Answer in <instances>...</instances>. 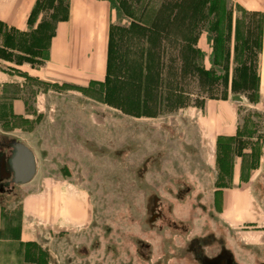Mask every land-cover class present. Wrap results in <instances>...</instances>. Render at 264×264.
<instances>
[{"label": "rangeland", "instance_id": "rangeland-1", "mask_svg": "<svg viewBox=\"0 0 264 264\" xmlns=\"http://www.w3.org/2000/svg\"><path fill=\"white\" fill-rule=\"evenodd\" d=\"M230 1L218 0L216 16L201 19L197 28L202 30L196 43L201 56L194 55L192 61L211 75L207 78L192 70L176 80L168 73L161 80L157 75L156 88L142 101L149 116L141 110V102L120 100L124 91L119 88L130 85L124 79L112 86L114 92L109 85H60L30 76L17 78L23 86L0 82V140L10 134V140L27 145L39 162L33 182L17 193L0 196V264H201L205 242L210 248L208 258L202 254L204 264H221L230 259L229 245L247 249L221 220L227 203L219 202L234 188V166L242 163L243 153H254L246 158L249 169L260 165L264 153V59L258 48L251 56L250 46L255 40L260 47L264 30L261 13L242 6L232 9L230 20L227 11L231 2L235 5ZM56 5L64 14L67 0ZM42 20L49 30H27L24 38H13L21 44L40 39L33 56L2 49L0 56L11 58L9 63L17 67L42 69L54 25L42 14L35 24ZM113 23L120 25L115 11ZM203 23L217 24L207 33ZM120 35L121 57L133 55L127 52L125 32ZM6 67L1 65L0 70ZM140 79L139 87H147ZM11 97L24 100L26 118L11 114ZM214 100H228L240 120L239 138L220 141L216 165L205 153L198 124L206 104ZM241 177L244 183L245 171ZM45 179L57 186L43 188ZM262 183L256 191L264 196ZM29 194L64 197L56 207L64 219H69L66 208L71 200H77L80 208L73 219L80 217L79 222L69 219L66 225L57 219L52 227L39 226L35 242L21 243L23 202ZM45 215L49 214L38 218L41 223H49ZM241 231L250 229L245 226Z\"/></svg>", "mask_w": 264, "mask_h": 264}, {"label": "crops", "instance_id": "crops-1", "mask_svg": "<svg viewBox=\"0 0 264 264\" xmlns=\"http://www.w3.org/2000/svg\"><path fill=\"white\" fill-rule=\"evenodd\" d=\"M232 1L250 12L261 13L264 17V0ZM36 2L37 0H0V24H3L9 30L27 32L28 21ZM68 13V19L59 22L56 26L48 59L43 68L34 70L30 65L17 67V65L0 58V66H7L6 71L0 70L1 83L4 80L6 84L18 83L23 86L24 82L18 81L17 78L30 76L45 83L74 84L87 87L90 83L105 80L109 32L113 20L111 3L108 0H68ZM262 56L264 59V50ZM261 79V88L264 92V62ZM10 110L11 114L17 118L27 117L26 105L21 97L10 98ZM205 110L204 114L201 112V119L198 121L201 127V141L206 155L214 158L216 165L219 140L235 138L240 128V120L236 107L229 104L228 100L222 102L210 101L206 104ZM251 153L249 150L245 151L247 155ZM36 165L39 171L37 156ZM234 168L235 185L232 190L226 191L229 195L224 196L223 194L220 198V205L227 203V210L223 206L222 211H224V214H221L220 218L229 225V230L233 231L236 237L242 238L244 243L241 244L247 249L244 250L239 246L235 248L229 245L231 247L229 248L230 252L226 256H229L230 264H264V196L256 191L259 189V184L264 182V153L260 165L257 164L254 168L246 169L244 183L241 177L243 174L242 163L235 165ZM197 181L201 182L200 179ZM55 184L51 180L45 179L42 187L47 188L52 185L56 187ZM41 196V194H29L23 202L25 223L22 225L19 234L21 243L35 242L39 235V226L52 227L55 220L62 218L61 213H57L56 207L58 201L64 197L59 198L57 195L52 196V194L46 198ZM71 202L66 208L67 218L69 219H73L80 208L77 200L73 199ZM40 205L42 206L40 207ZM42 213L49 214L44 216L49 217V223H46V221L40 222L38 218H41ZM78 218L72 221L62 219L67 225L69 221L79 222ZM2 221L0 208V241L3 240L1 239L3 233ZM245 226L250 231H241ZM215 237L217 239L223 238ZM229 237L231 238V236ZM228 240L229 238L225 239V241ZM237 241L238 238L236 243ZM207 244L205 242L202 247L203 251L201 250V264H204L202 261L205 256V254L202 255L204 252L207 255L205 258H208L210 245Z\"/></svg>", "mask_w": 264, "mask_h": 264}, {"label": "trees", "instance_id": "trees-1", "mask_svg": "<svg viewBox=\"0 0 264 264\" xmlns=\"http://www.w3.org/2000/svg\"><path fill=\"white\" fill-rule=\"evenodd\" d=\"M108 1L111 3L112 11H115L117 13L120 25L113 23V20L111 22L107 57V74L105 77V82H93L94 84L101 87L109 85L110 92H114L117 90L115 89L116 87L113 89L112 86L121 83L123 81L122 79H124L125 84L129 83L130 85L127 89H124L123 87L119 88V91H122V93L124 91V95L122 97L119 96L120 100L124 99L125 102L130 104L134 102H141L142 104V101H144L145 98L149 95V91H152V87H154L153 85H156L154 79L157 75H159V80H161L162 75L166 73H168L170 76H173L172 79L174 80L180 79L182 75L184 76V74L189 73L191 70L197 73H201V75L207 78L211 75L210 71H206V68L203 65H196V63L193 62L192 59L194 55H196V57L201 56V51L196 47L197 40L202 34V30L197 31V28L199 27V25H201L200 20L205 17L207 19V17L210 15L216 16V3L218 0ZM48 4L50 6L48 9L49 12L46 13V6ZM56 4H58V0H37L28 21V30H31L33 32H43L46 29L49 30L47 26L48 23H46L45 20H42L40 23L35 24L36 18L41 14L43 17L45 15L48 16V18H51L54 22L52 30L50 31V34L48 36L46 56L44 57V61L48 59L51 40L55 35L57 24L59 22L66 21L69 17L68 0L64 14L61 13L60 8ZM231 5L233 8L231 7ZM231 5L230 10L227 11L230 20L233 18V10L236 7H239L240 9L239 5L235 4V6L234 4H232V2ZM251 13L258 14V12ZM125 20H127L126 25H124L123 23V21ZM216 24L217 23H203L205 29L207 30V33L215 28ZM236 24L238 25V22ZM262 24L264 30V17ZM123 31L125 32V36H127L125 37V39L126 41H128L127 43H125L126 47H128L127 52L133 53V55L131 54V56H126V58L121 57L120 53V33H123ZM27 34L29 33L9 30L4 27L3 24H0V50L2 49L4 51L9 50L22 52L23 54H25V56H33L37 48L36 46L41 42L39 41L40 39H38V41H35L33 44H31V42L30 44H21L18 43L19 40H13L15 36L24 38ZM139 37L141 38V40H139ZM263 38L264 37L262 36L260 47L257 41H251V56L252 54L253 56L256 54H254V50L257 48L260 49L261 54L263 53ZM168 51H170V59L168 60L170 62L169 65H167V59L165 60ZM0 58L5 61L11 62L9 60L11 58L2 56H0ZM137 75L141 77V79L144 81L141 82L143 84H146L147 87H139L137 79L140 78L136 77ZM202 82L203 81H201V84ZM210 85L212 86L211 83ZM179 92V90H175V94H179ZM208 98L212 99V94L209 95ZM146 107V105L142 104L141 110L147 113L149 111L146 109ZM239 136L240 131H238V134L235 138H230L227 140L233 141L239 138ZM220 141L221 140H219L217 144L218 155ZM243 154L244 158L242 159V170L244 172L246 171V169H248L249 166L247 165L248 160L246 159L248 155H246L245 153ZM252 154L254 153H251L250 155ZM218 155L216 162H218Z\"/></svg>", "mask_w": 264, "mask_h": 264}, {"label": "flooded vegetation", "instance_id": "flooded-vegetation-1", "mask_svg": "<svg viewBox=\"0 0 264 264\" xmlns=\"http://www.w3.org/2000/svg\"><path fill=\"white\" fill-rule=\"evenodd\" d=\"M8 136L11 135L5 134L0 140V196H7L17 193L18 188H21L26 185L18 183L15 180L12 159L15 154V142L17 141L10 140V137ZM223 262L225 264H230L231 260L229 261L226 258V261Z\"/></svg>", "mask_w": 264, "mask_h": 264}, {"label": "water", "instance_id": "water-1", "mask_svg": "<svg viewBox=\"0 0 264 264\" xmlns=\"http://www.w3.org/2000/svg\"><path fill=\"white\" fill-rule=\"evenodd\" d=\"M12 164L16 182L27 184L35 177L37 172L36 157L27 145L15 142Z\"/></svg>", "mask_w": 264, "mask_h": 264}]
</instances>
